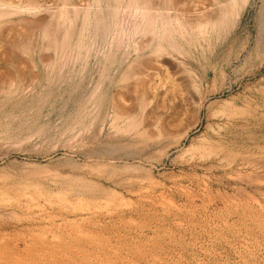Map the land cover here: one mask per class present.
<instances>
[{
    "label": "rangeland",
    "instance_id": "rangeland-1",
    "mask_svg": "<svg viewBox=\"0 0 264 264\" xmlns=\"http://www.w3.org/2000/svg\"><path fill=\"white\" fill-rule=\"evenodd\" d=\"M261 2L239 32L184 47L196 90L189 105L162 94L161 113L181 119L165 147L146 148L138 129L107 117L128 39L108 47V63L92 54L68 67L63 85L58 69L52 85L0 100V264H264V50L228 67L246 43L256 50ZM119 18L129 37L133 22ZM68 151L81 154L74 169Z\"/></svg>",
    "mask_w": 264,
    "mask_h": 264
},
{
    "label": "bare ground",
    "instance_id": "bare-ground-1",
    "mask_svg": "<svg viewBox=\"0 0 264 264\" xmlns=\"http://www.w3.org/2000/svg\"><path fill=\"white\" fill-rule=\"evenodd\" d=\"M51 1L54 5H51L49 0H0V100L17 98L23 92L43 86L44 81L47 85H52L55 80L54 73L56 71L58 73V69H60L58 78H61L60 81L65 80L68 67L73 66L76 70L78 65L83 60H89L92 54L96 57L104 56L105 60H108L112 54V52L110 55L107 53L108 47L113 49L119 43L121 46L119 48H122V44L128 39L129 42L125 45L126 50L121 51L125 52L124 56H126L125 70L123 69V72L120 70L122 73L117 77L116 83L113 81L119 86L120 91L119 89L116 91V96L112 94V98H116H114L111 113L107 117L112 118V124L118 125L123 122V127L126 126L125 131L138 129V143L141 142L148 149H155V147L158 149V147H165L177 123L180 125L178 121L181 122L180 114L177 112L161 113L160 98L163 96L165 98L164 94H167L174 101L179 98L183 104L188 103L189 105V101L193 100L195 94L196 88H194L192 74L184 66L186 63L183 64L180 60V57H185L184 53L188 51L184 50V47L188 46L193 50L197 41L206 40L215 33L224 36L233 30L239 32L242 28L240 26L243 22V15L254 0H211V3L207 5L204 1L202 6L203 1L201 0H199L200 4L195 2L194 6L193 0H89V2L58 0L57 3V0ZM259 1H262V5L260 14L257 16L259 25L257 26L256 50L249 53L248 48L251 43H246V46L238 50L234 60L229 62L228 67L232 65L237 67L238 71L239 68H246L252 62L253 56L258 55L259 50H264V0ZM119 17L128 18L133 22L131 23L134 27V29L132 27L133 33L131 32L129 37H127L129 31L126 34V31L119 26V20H121ZM113 60H115L114 57ZM116 64H118L117 61ZM257 68L255 67V70ZM75 73H72V76ZM253 73L254 71H247L246 74L252 76ZM80 81L82 84V80ZM238 83L240 80H237L233 87ZM97 86L99 87V84ZM180 89L184 94L179 93ZM26 95L24 94V97ZM230 122L236 124L234 121ZM113 127L116 130L117 126L113 125ZM116 131L119 133L121 130ZM222 153L221 150L217 156L222 157ZM80 157L81 154L78 151H68L63 158V165L74 169L80 165ZM58 172L56 176L59 180L72 185L76 183L70 178V172L60 169Z\"/></svg>",
    "mask_w": 264,
    "mask_h": 264
}]
</instances>
